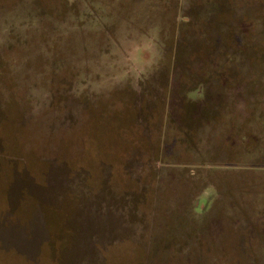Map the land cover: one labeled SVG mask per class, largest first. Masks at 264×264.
Returning <instances> with one entry per match:
<instances>
[{
    "label": "rangeland",
    "instance_id": "rangeland-1",
    "mask_svg": "<svg viewBox=\"0 0 264 264\" xmlns=\"http://www.w3.org/2000/svg\"><path fill=\"white\" fill-rule=\"evenodd\" d=\"M0 264H264V0H0Z\"/></svg>",
    "mask_w": 264,
    "mask_h": 264
}]
</instances>
